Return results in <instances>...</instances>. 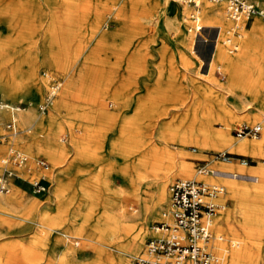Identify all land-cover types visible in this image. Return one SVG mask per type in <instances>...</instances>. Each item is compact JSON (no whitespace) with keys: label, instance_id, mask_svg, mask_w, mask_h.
<instances>
[{"label":"rangeland","instance_id":"1","mask_svg":"<svg viewBox=\"0 0 264 264\" xmlns=\"http://www.w3.org/2000/svg\"><path fill=\"white\" fill-rule=\"evenodd\" d=\"M254 1L264 6V0ZM183 8L176 0H0V101L31 114L25 130L18 120L20 132L11 138L16 144L10 146L7 139L0 143V158L17 148L51 163L46 192L33 190L38 168H22L24 175L10 179L11 191H0L6 196L16 186L23 189L20 202L0 204V264H95L98 247L104 253L100 264H120L124 257L134 264L153 224L169 209L171 183L195 177L226 185L223 198L228 207L220 214L244 201L249 217L258 221L251 231L242 226L241 212L234 216L233 229L214 225L239 242L230 251L249 247L246 253L252 257L238 264H264V154H239L220 142L222 134L233 142L262 140L264 126L259 138H238L233 129L264 118V17L247 21L238 51L229 53L218 44L213 55L220 26L223 31L229 23L224 19L226 4L221 3L222 19L213 25L205 21L202 4L209 42L198 39L195 49L188 29L192 8L186 17ZM228 57L236 67L225 63ZM50 73L62 74L63 86L54 103L41 112L38 105L47 93ZM36 75L42 81L40 89L33 84ZM15 88L19 89L14 93ZM61 99L64 103L58 104ZM53 115L54 125L37 129L38 121L46 125ZM10 117L4 110L0 131ZM41 138L59 152L32 149ZM225 150L249 159V165L232 159L234 172H253L257 179L241 178L232 190L233 180L198 173L201 163L212 170L222 167L225 161L215 154ZM153 151L159 153L158 163L152 160ZM5 167L18 173L8 164L0 166V174ZM160 180L167 183L165 199L161 204L144 201L156 213L137 250L125 233L114 244H103L99 234L92 237L98 224H82L83 214L91 213V221H97L105 207L119 215V202L134 196L132 185H142L146 197L161 194ZM84 189L95 192L93 210L82 206ZM140 205L137 212L143 214ZM75 219V229H84V236L64 243L60 230L74 229ZM141 219L137 215L130 222ZM231 258L226 256L224 264Z\"/></svg>","mask_w":264,"mask_h":264},{"label":"built area","instance_id":"2","mask_svg":"<svg viewBox=\"0 0 264 264\" xmlns=\"http://www.w3.org/2000/svg\"><path fill=\"white\" fill-rule=\"evenodd\" d=\"M176 1L188 4L192 8L188 29L194 35L193 49L198 39L208 42L209 37L204 36L205 26L202 23L203 0ZM208 1L226 4L225 13L229 24L223 31L220 27L215 45L221 44L229 53H235L240 48L247 21L255 16L264 17V6L254 0ZM50 76L47 93L38 105L41 112H45L54 103L63 86L62 74L50 73ZM4 108L10 109L12 116L5 125L6 131H0V143L9 135L19 132L14 117L15 111L19 108L0 101V109ZM233 132L238 138H259L263 132V123L243 122L235 126ZM236 157L240 164L249 165V159L239 154L226 150L215 154L216 159L225 162ZM8 164H13L18 169L27 168L30 172L32 168H38L39 171L32 180L33 190L38 194L47 191L49 180L46 173L51 169V163L47 159L31 158L25 151L11 148L8 156L0 158V166H8ZM4 170L0 174V191L8 193L11 191L10 179L17 177L18 173L6 167ZM210 172L207 163L199 164L198 173ZM226 193V185L219 180L175 179L170 185L169 209L163 213V219L153 224L152 234L146 239L142 251L134 258V264H224L230 249L239 246L237 240L218 232L214 225L215 215L228 207V201L223 198Z\"/></svg>","mask_w":264,"mask_h":264},{"label":"bare ground","instance_id":"3","mask_svg":"<svg viewBox=\"0 0 264 264\" xmlns=\"http://www.w3.org/2000/svg\"><path fill=\"white\" fill-rule=\"evenodd\" d=\"M221 3H223V2L214 3V2H211V1H207V0L202 1L203 9H204L205 21L207 23H210L209 25H213V24H215V22L217 20L219 21L220 19H222L221 18V12H222ZM183 5H184V8H183L184 16L186 17L187 12H189L190 6L188 4H183ZM123 12L124 11H121V13H123ZM224 19L226 20L227 17L224 18ZM221 31H222V28H221ZM101 34H104L103 31H102ZM102 40H104V36H102V38L100 39V41H102ZM218 48L219 47L217 46V50H218ZM225 56L226 55L223 53L222 58L225 57ZM225 63L231 65L232 67H236L237 66L236 65L237 62L233 58H229V57L226 58L225 59ZM33 84L38 89L41 88L42 81H40V79L37 78V75L34 78V83ZM19 88H15L13 90V92L14 93L17 92L16 90H18ZM232 88H234V87H232ZM27 90H30V87H28ZM65 93H67V95H69V92L67 91V88H65ZM64 96L65 95H63V97ZM61 102L64 103L63 100L61 99L58 102V104L61 103ZM8 106H11V105L8 104ZM12 107H18L19 108L18 111H20L21 108H22L21 106H14V105H12ZM249 107H251V105ZM25 109H23L18 114H16L18 111H15V113H14V117L17 120V124H18V120H19L20 123H21V126L24 127V130L26 129V127H30V126H27L26 124L31 120V114L29 113L28 110H25ZM249 111L251 112V111H254V110L251 109ZM11 113H12V111H11ZM55 119H56V116L53 115V118L50 121H48L46 123V125H45V122H42V121L39 122L38 121L37 122V129L44 128L45 126H48L49 124L50 125H54L56 123ZM263 120H264V118H263ZM52 121H55V122H52ZM262 123H263V126H264V121H262ZM18 133L13 134L11 136H8L6 141H9V139L11 137L16 136ZM204 134H205V136H207L209 134L208 130H206L204 132ZM220 137H221V141L220 142H222V144H227L226 147H229L232 151H235V152H238V153H246V152H248V151H250L252 149H254V150L255 149L256 150L264 149V139L261 140V141H254V142H251V141H248V140H242V141H239V142H233L225 134L220 135ZM197 142H199V145L202 143V141H200V139L197 140ZM205 142H207V140L206 141L204 140L203 143H205ZM32 149H34L37 152L40 151V150L52 151L50 143L45 138H41L39 140L37 139L36 142H34V145H33ZM52 152L53 153H56V152L58 153L59 150L58 149H56V150L53 149ZM158 154H159L158 152L153 151L152 155H151L152 156V160H154V162H156V163H158ZM31 158H34V156L31 155ZM140 162L143 163V162H145V160H143V162L142 161H140ZM216 162H218V161H216ZM231 166H233V162L232 161L223 162V166L222 167H218V168H215L213 170L211 169L210 173H211V175H216V176L218 175L220 177H223V178L225 177V178H229V180L230 179L233 180L229 184L231 186L232 190L233 189L236 190V187L238 186V182L237 181H240L241 178L249 176L250 178H253L254 180L257 179V175L254 174L253 172H245V171H242L241 173L234 172L231 169ZM243 169H246V168H243ZM247 169H253V168H251L249 166ZM23 170L25 171L26 169L23 168ZM26 171H28V170H26ZM22 172H23L22 168H20L18 170V173L22 175L23 174ZM234 173H235V175H234ZM260 175H262V174H260ZM260 175H258V176H260ZM46 176L48 178V174L47 173H46ZM163 181L164 180H160L159 181V187L162 188L161 194L155 195L153 197H146L145 195L142 194L143 192H145L144 191V187L142 185H140V184L139 185H132L133 186V194H134V196L126 197L121 202H119V204H121L120 206L119 205L117 206L118 207L117 209L120 211L119 215L117 214L116 210H113V211H111V210L108 211L107 210L106 211L107 208L105 207L104 211L99 216L100 218H97V221L96 220H93V222L91 221V219H92L91 218L92 217L91 213L83 214V216H82L83 223L82 224H84V225H88V224H91V223L98 224L100 226V228L99 229H93L92 237L95 239L96 238L95 237V233L99 234V238L98 239H102V240H103V238L105 239L104 241H102L103 244L104 243H106V244H114V242L119 239L120 235L125 233L128 236H130L131 248L133 250H137L141 246V243L143 242L144 237L147 234L148 223H149V221L151 219V216L156 213L155 209L149 210V208H148L149 205L148 204L144 205L143 203H144L145 200H146V202H149L150 200H153V201H155V204H161L162 203V201L165 199V193L167 192L166 189H165L166 188L165 186H166L167 183L165 181L164 182ZM83 192H84V195H85V198L83 199V202H82L83 208L91 207L92 210H93V206L95 204L94 202L96 200L95 199L96 195H94L95 192H93L91 189H84ZM22 197H23V189L19 185V186H16L15 192L13 194L6 195V196H1L0 195V204L1 205H8V204L9 205H13L14 203L20 202ZM241 202H243L242 205L240 204ZM241 202L238 201L236 206H235V208H233V210H229L227 213L220 214L221 212H223L225 210L219 211L215 215V225H217L219 228L222 229L223 225L227 224V225H229L230 228H232V226H233L232 222H233V219L235 218L234 217L235 214L241 212L242 216H244V221L242 222V226L245 229H250V231H251V229H253V224L257 225L258 221H255V223H254V220H252L250 218L251 216L248 213L249 212L248 207L245 205L243 200ZM113 203L116 204L117 203V199H115V202H113ZM35 204H36V206L40 205L39 202H35ZM109 204H111V202H109ZM137 204H141L140 208L143 211V214L140 213V212H137L139 210L138 208H136ZM88 205H90V206H88ZM88 211H90L89 208H88ZM102 214L105 215V217H106L104 220L101 218L103 216ZM137 215L142 216V219L139 220V221H136V223L130 222ZM66 219H68V218H66ZM76 223H77V219H75L71 223V225H74V229L60 230V234H61L60 235V239L64 243L68 242L70 240H73L75 238H79L81 236H84V231H83L84 229H75L77 227ZM55 228L56 227H52L51 230H57ZM222 230H224V229H222ZM101 248L98 247V250H97L98 251L97 252L98 256H97V258L95 260V264H100L102 258L104 257L103 256L104 253H102V249ZM248 248H246L245 251H243V252L242 251L241 252H237V251H233V250L229 251V253L227 255V258H229L230 255H231L232 261H231L230 264H238V261H240L241 259L242 260H246V259H249L250 257H252V256L249 257V255H251V254L248 253L249 255H247V253H246ZM29 253L27 251H25L24 255H27V254L29 255ZM120 264H130L129 263V259L127 257L122 258Z\"/></svg>","mask_w":264,"mask_h":264},{"label":"crops","instance_id":"4","mask_svg":"<svg viewBox=\"0 0 264 264\" xmlns=\"http://www.w3.org/2000/svg\"><path fill=\"white\" fill-rule=\"evenodd\" d=\"M190 6V5H189ZM190 8H191V6H190ZM203 11V10H202ZM174 16L176 15V13L175 14H173ZM228 20V19H227ZM229 22V21H228ZM229 24V23H228ZM221 27V26H220ZM206 28V27H205ZM205 31V30H204ZM205 33V32H204ZM204 36L205 37H208L207 36V34L205 33L204 34ZM208 42H209V40H208ZM215 43H214V49L212 50V51H215L216 52V48H217V46L218 45H215L216 44V40L214 41ZM215 52H213V55L215 54ZM7 104H9V103H7ZM1 111H0V116H1V114L4 112V110L5 111H7L8 112V114H9V116H12V113H11V111H10V109H7V108H4V109H0ZM21 110H22V108H21ZM20 111H18L16 114H18ZM1 119V118H0ZM263 120V119H262ZM264 121V120H263ZM18 123H19V121H18ZM19 125V124H18ZM1 129H3L2 131L3 132H5V129L2 127ZM12 138V137H11ZM9 139V141H7L6 143H8V142H10V143H8V144H10V146L12 145V144H16V143H14V141H12V139ZM264 139V132H263V136H262V140ZM252 152H255V153H259V154H264V149H260V150H254V149H252L251 150ZM235 152V151H234ZM238 153V152H237ZM240 154V153H239ZM261 165H253V167L254 168H259ZM26 170H28V169H26ZM48 174V173H47ZM200 174V173H199ZM208 174H210V173H208ZM200 175H207V174H200ZM18 176H19V173H18ZM20 177V176H19ZM219 177V176H218ZM196 178V177H195ZM11 226H9V227H7V228H10Z\"/></svg>","mask_w":264,"mask_h":264}]
</instances>
